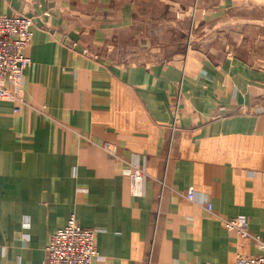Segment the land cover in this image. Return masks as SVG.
<instances>
[{
  "label": "crops",
  "instance_id": "0c3cea01",
  "mask_svg": "<svg viewBox=\"0 0 264 264\" xmlns=\"http://www.w3.org/2000/svg\"><path fill=\"white\" fill-rule=\"evenodd\" d=\"M0 13L36 22L9 85L28 104L0 96V264H46L73 214L97 231L94 264L263 254L264 0H0Z\"/></svg>",
  "mask_w": 264,
  "mask_h": 264
},
{
  "label": "built area",
  "instance_id": "2783aa9c",
  "mask_svg": "<svg viewBox=\"0 0 264 264\" xmlns=\"http://www.w3.org/2000/svg\"><path fill=\"white\" fill-rule=\"evenodd\" d=\"M35 18L32 15H9L0 13V96L11 97L20 104L27 105L24 97L10 88V83L18 84L23 71L32 64L27 53L35 33ZM85 51H88L86 49ZM106 149L113 153V145L108 143ZM128 174L132 180L135 195L142 193L141 187L145 173L139 167L130 169ZM188 197L195 199V189L190 187ZM211 212L213 205L207 203ZM226 228L236 230L241 236H247V223L237 218L224 219ZM97 231L80 224L76 215H71L65 226L53 233L46 250V264H94L101 255L96 244ZM258 238V237H257ZM264 250V242L259 241ZM236 264H264V252L261 255L246 257L238 255Z\"/></svg>",
  "mask_w": 264,
  "mask_h": 264
}]
</instances>
